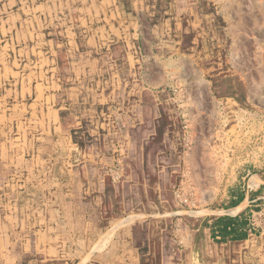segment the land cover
I'll use <instances>...</instances> for the list:
<instances>
[{
    "label": "rangeland",
    "instance_id": "1",
    "mask_svg": "<svg viewBox=\"0 0 264 264\" xmlns=\"http://www.w3.org/2000/svg\"><path fill=\"white\" fill-rule=\"evenodd\" d=\"M35 1L0 0V264H264V0L108 8L79 48Z\"/></svg>",
    "mask_w": 264,
    "mask_h": 264
},
{
    "label": "crops",
    "instance_id": "2",
    "mask_svg": "<svg viewBox=\"0 0 264 264\" xmlns=\"http://www.w3.org/2000/svg\"><path fill=\"white\" fill-rule=\"evenodd\" d=\"M146 1L147 0H38L35 1V3L30 7V13L34 21L41 22L43 19L47 21L49 17H53L59 13H63L65 15L68 14L71 18V22L75 21L80 25L77 26L76 24H73L68 28L66 35L68 37L66 40L67 46H75L79 48L81 46H85L86 43H89L92 40L95 41V39L98 38L97 32H99V29L93 31L91 28L92 26L88 28L89 25H87V23L93 22L95 20L98 21V19H96L97 17L100 20L103 13H109H106L108 8L112 10V14H120L124 17L127 16L128 18H131L130 25H133V27L135 25L139 30L145 29L147 27V32H149L151 30L150 16L152 14V10L147 7ZM60 2L65 3H63V6H58V3ZM8 8L9 7L5 8V11H7ZM178 8L179 5H177V9ZM6 13H8V11ZM20 14H27L26 9L22 8L20 10ZM10 16L15 21V30L17 31V25L22 27L23 24L19 23V17H14L12 10L11 13H8V17ZM23 22L26 24L25 20H23ZM83 24H86V26H83L85 28L82 27ZM90 32L92 34L91 38L89 37ZM93 32L95 35H93ZM249 183H252L251 180H249ZM252 186H247L246 193L241 196V198L233 205V208L242 206L246 207L262 198V193L260 194L258 192V188L260 186ZM244 215L245 214L238 213L223 214V216L227 217L225 218L227 224L223 228H218L217 225H215L218 223V221L223 219L216 218L214 226H209V236L212 240L220 239V237L223 239L226 238L228 240H234L236 236H238L237 239L241 236L242 239L245 240L250 234L248 233V224Z\"/></svg>",
    "mask_w": 264,
    "mask_h": 264
},
{
    "label": "bare ground",
    "instance_id": "3",
    "mask_svg": "<svg viewBox=\"0 0 264 264\" xmlns=\"http://www.w3.org/2000/svg\"><path fill=\"white\" fill-rule=\"evenodd\" d=\"M125 222V221H124Z\"/></svg>",
    "mask_w": 264,
    "mask_h": 264
}]
</instances>
